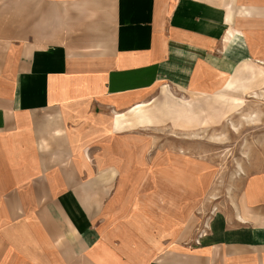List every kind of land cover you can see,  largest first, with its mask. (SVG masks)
Returning <instances> with one entry per match:
<instances>
[{"label": "crops", "instance_id": "0c3cea01", "mask_svg": "<svg viewBox=\"0 0 264 264\" xmlns=\"http://www.w3.org/2000/svg\"><path fill=\"white\" fill-rule=\"evenodd\" d=\"M243 62L264 0H0V264H264V172L186 231L140 198L130 122Z\"/></svg>", "mask_w": 264, "mask_h": 264}, {"label": "rangeland", "instance_id": "374dc122", "mask_svg": "<svg viewBox=\"0 0 264 264\" xmlns=\"http://www.w3.org/2000/svg\"><path fill=\"white\" fill-rule=\"evenodd\" d=\"M150 100L148 121H130L152 141L138 143L145 174L137 183L147 186L140 198L202 233L210 216L232 207L247 177L264 172V63L243 62L208 91L161 83Z\"/></svg>", "mask_w": 264, "mask_h": 264}]
</instances>
